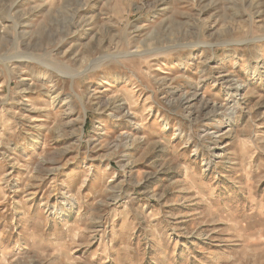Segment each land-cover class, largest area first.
Listing matches in <instances>:
<instances>
[{
    "label": "rangeland",
    "instance_id": "obj_1",
    "mask_svg": "<svg viewBox=\"0 0 264 264\" xmlns=\"http://www.w3.org/2000/svg\"><path fill=\"white\" fill-rule=\"evenodd\" d=\"M0 264H264V0H0Z\"/></svg>",
    "mask_w": 264,
    "mask_h": 264
},
{
    "label": "bare ground",
    "instance_id": "obj_2",
    "mask_svg": "<svg viewBox=\"0 0 264 264\" xmlns=\"http://www.w3.org/2000/svg\"><path fill=\"white\" fill-rule=\"evenodd\" d=\"M97 64H98V63H97ZM94 66H95V65H94ZM228 88H229V89H231L232 91H234V92H235V90H237L236 83H235V84H233V85H232V84H231V85H229V86H228ZM233 106H235V105H234V103H233V105H232V106H230V107H229L228 111H232V109H233Z\"/></svg>",
    "mask_w": 264,
    "mask_h": 264
}]
</instances>
